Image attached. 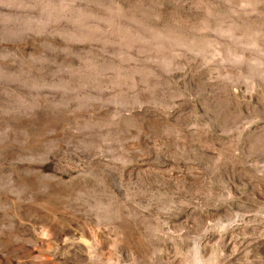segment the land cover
Here are the masks:
<instances>
[{
  "label": "rangeland",
  "instance_id": "374dc122",
  "mask_svg": "<svg viewBox=\"0 0 264 264\" xmlns=\"http://www.w3.org/2000/svg\"><path fill=\"white\" fill-rule=\"evenodd\" d=\"M264 264V0H0V264Z\"/></svg>",
  "mask_w": 264,
  "mask_h": 264
},
{
  "label": "bare ground",
  "instance_id": "6f19581e",
  "mask_svg": "<svg viewBox=\"0 0 264 264\" xmlns=\"http://www.w3.org/2000/svg\"><path fill=\"white\" fill-rule=\"evenodd\" d=\"M197 264H200V262H199V261H197Z\"/></svg>",
  "mask_w": 264,
  "mask_h": 264
}]
</instances>
